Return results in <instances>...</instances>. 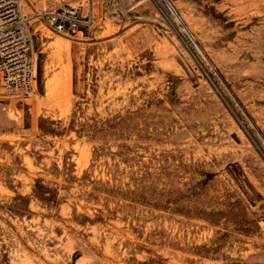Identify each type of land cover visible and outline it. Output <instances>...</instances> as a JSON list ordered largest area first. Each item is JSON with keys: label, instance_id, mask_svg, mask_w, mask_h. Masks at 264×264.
Returning <instances> with one entry per match:
<instances>
[{"label": "rangeland", "instance_id": "1", "mask_svg": "<svg viewBox=\"0 0 264 264\" xmlns=\"http://www.w3.org/2000/svg\"><path fill=\"white\" fill-rule=\"evenodd\" d=\"M168 1L191 36L165 0H101L79 36L39 14L87 0H22L0 264H264V0Z\"/></svg>", "mask_w": 264, "mask_h": 264}, {"label": "built area", "instance_id": "2", "mask_svg": "<svg viewBox=\"0 0 264 264\" xmlns=\"http://www.w3.org/2000/svg\"><path fill=\"white\" fill-rule=\"evenodd\" d=\"M101 0L44 10L39 16L57 33L79 36L94 24L95 6ZM0 73L6 83L32 91L35 88L36 59L31 17L22 0H0Z\"/></svg>", "mask_w": 264, "mask_h": 264}, {"label": "bare ground", "instance_id": "3", "mask_svg": "<svg viewBox=\"0 0 264 264\" xmlns=\"http://www.w3.org/2000/svg\"><path fill=\"white\" fill-rule=\"evenodd\" d=\"M168 1V0H167ZM169 2V1H168ZM169 8L172 10V12L174 13L175 17L179 20V21H182V19L180 18L179 14L176 12V10L173 8L172 4L169 2ZM183 22V21H182ZM183 27H184V30L190 34L191 31L189 30V28L186 26V24H184L183 22ZM57 48L61 49V48H64L66 45V43L62 40H56L54 43H53Z\"/></svg>", "mask_w": 264, "mask_h": 264}, {"label": "trees", "instance_id": "4", "mask_svg": "<svg viewBox=\"0 0 264 264\" xmlns=\"http://www.w3.org/2000/svg\"><path fill=\"white\" fill-rule=\"evenodd\" d=\"M95 130L96 131H99L100 129L99 128H95ZM54 131V130H53ZM35 194L37 195V196H41V197H43V199H47L46 197H44V194H42V192H40L39 190H36L35 189Z\"/></svg>", "mask_w": 264, "mask_h": 264}, {"label": "water", "instance_id": "5", "mask_svg": "<svg viewBox=\"0 0 264 264\" xmlns=\"http://www.w3.org/2000/svg\"><path fill=\"white\" fill-rule=\"evenodd\" d=\"M165 1H166L167 5L170 6V5H169V2H168L167 0H165ZM187 34H188L189 36H191L190 33L187 32Z\"/></svg>", "mask_w": 264, "mask_h": 264}, {"label": "crops", "instance_id": "6", "mask_svg": "<svg viewBox=\"0 0 264 264\" xmlns=\"http://www.w3.org/2000/svg\"><path fill=\"white\" fill-rule=\"evenodd\" d=\"M83 33H84V31H83Z\"/></svg>", "mask_w": 264, "mask_h": 264}]
</instances>
